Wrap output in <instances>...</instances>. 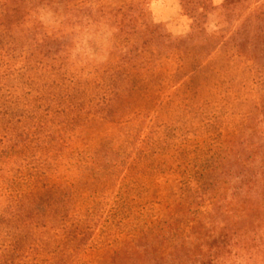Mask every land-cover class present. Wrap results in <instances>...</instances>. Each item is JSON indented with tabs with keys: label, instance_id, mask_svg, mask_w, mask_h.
<instances>
[{
	"label": "rangeland",
	"instance_id": "rangeland-1",
	"mask_svg": "<svg viewBox=\"0 0 264 264\" xmlns=\"http://www.w3.org/2000/svg\"><path fill=\"white\" fill-rule=\"evenodd\" d=\"M32 4L0 0V264L211 262L230 142L263 191L264 0Z\"/></svg>",
	"mask_w": 264,
	"mask_h": 264
},
{
	"label": "trees",
	"instance_id": "trees-1",
	"mask_svg": "<svg viewBox=\"0 0 264 264\" xmlns=\"http://www.w3.org/2000/svg\"><path fill=\"white\" fill-rule=\"evenodd\" d=\"M36 3H39V0H33L32 5H36ZM5 5L8 10V3L5 2ZM47 7L49 8V6ZM44 44L49 47L48 42H44ZM46 52L48 58V55H53L51 48ZM59 52L61 55L60 50ZM237 151L234 142H230L225 148L227 158L221 165V178L227 188L223 195L212 200L211 212L203 219L204 224H212L213 230L210 234L207 228L202 226L198 241L203 245L204 250L207 248V241H211V243H214L213 248L217 249V252L212 255L210 250L207 249L208 255L206 258H213V260L207 262L200 255L202 264H219L220 262L223 264L259 263L261 248L264 245V186L263 191L260 192L262 184H259L258 189L255 190L257 185L250 178L243 182L237 180V166L236 162L232 160V158L234 159L233 156L238 153ZM232 191L234 192L232 193ZM186 204L180 205L179 212L181 214H184L186 208L190 206V204L188 206ZM251 218H254L252 229L245 226ZM186 235L178 236L176 242L174 241L175 244L173 242L171 249L175 254V258L171 255V264H175V262L177 264H188L190 261V258L184 254L190 248L185 242ZM236 248L240 250L242 255L239 254L237 257L235 252L233 253ZM169 258L167 257L166 260H170ZM142 263L149 264V261L145 258Z\"/></svg>",
	"mask_w": 264,
	"mask_h": 264
}]
</instances>
